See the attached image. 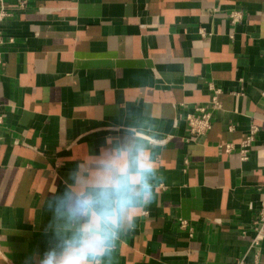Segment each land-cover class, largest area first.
<instances>
[{
    "label": "crops",
    "instance_id": "crops-1",
    "mask_svg": "<svg viewBox=\"0 0 264 264\" xmlns=\"http://www.w3.org/2000/svg\"><path fill=\"white\" fill-rule=\"evenodd\" d=\"M7 1L0 264H35L53 240L48 195L148 116L156 196L110 264L252 261L264 196V0H29L25 9ZM210 84L222 88L223 110L188 140L183 117L212 95ZM253 123L248 160L218 147L241 141Z\"/></svg>",
    "mask_w": 264,
    "mask_h": 264
},
{
    "label": "clouds",
    "instance_id": "clouds-1",
    "mask_svg": "<svg viewBox=\"0 0 264 264\" xmlns=\"http://www.w3.org/2000/svg\"><path fill=\"white\" fill-rule=\"evenodd\" d=\"M151 116L127 124L91 163H77L45 209L52 243L35 264H110L138 214L154 200Z\"/></svg>",
    "mask_w": 264,
    "mask_h": 264
},
{
    "label": "built area",
    "instance_id": "built-area-1",
    "mask_svg": "<svg viewBox=\"0 0 264 264\" xmlns=\"http://www.w3.org/2000/svg\"><path fill=\"white\" fill-rule=\"evenodd\" d=\"M29 6V0H17L16 7L18 9H25ZM13 14V9L9 5L7 0H0V73L4 66V56L2 47L8 41L3 32V22L5 19ZM229 17L233 23H236L242 19V13L238 10H232L229 13ZM199 32L204 37H209L211 33L207 32L206 29L200 28ZM11 41V39L9 40ZM212 95L203 101H197L194 106V111L187 113L183 119L187 124V131L189 138L193 140L197 137L206 135L212 128L214 122V115L217 111L223 110L222 103L219 100L222 88L216 87L210 84ZM240 95L239 92L236 93ZM5 121V112L2 110V104L0 103V127ZM231 130L234 129V125H230ZM257 124L253 123L250 126L249 133L239 142L225 141L218 144V147L222 148L227 154H237L241 161L248 160L250 151L258 133ZM1 140V138H0ZM157 141V140H153ZM186 164L189 161L185 160ZM146 213V212H144ZM179 226L181 229L188 232L189 237L194 235V226L187 219H179ZM253 235L251 238L250 248L254 249V259L247 261L245 258L239 259L236 264H260L261 255L263 251L262 243L264 241V196L261 201V205L258 209L257 215L252 224Z\"/></svg>",
    "mask_w": 264,
    "mask_h": 264
}]
</instances>
